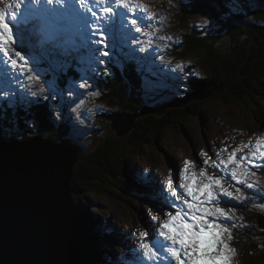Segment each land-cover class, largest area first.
I'll use <instances>...</instances> for the list:
<instances>
[{"label": "snow or ice", "instance_id": "snow-or-ice-1", "mask_svg": "<svg viewBox=\"0 0 264 264\" xmlns=\"http://www.w3.org/2000/svg\"><path fill=\"white\" fill-rule=\"evenodd\" d=\"M224 7L226 12L235 13L245 9L247 3L246 0H224ZM137 12L141 15H135ZM128 14L133 18L128 19ZM153 19V14L138 0H7L0 7V77L11 84L18 83V77L35 72L27 55L29 49L51 57L59 72L52 80L45 81L49 92L43 97L31 93L33 99L29 100L28 90L18 97L14 91L2 89L0 96L6 97V102L17 110L30 108L41 100H55L60 89V74L66 75L74 63L87 65L94 75L110 74L108 66L117 58L116 34L128 28L154 37ZM132 43H139L138 37H132ZM139 50L146 51L142 46ZM38 77V73L27 76L30 81ZM73 79L80 80L81 89L92 86L90 77ZM244 149L248 151L238 156ZM224 151H228L227 146L217 150L213 158L201 150L199 156L205 157L204 166L198 172L194 170L193 161H183L179 183L174 186L173 179L166 181L168 195L164 196V202L174 209V214L168 212L162 223L152 217L159 225L157 231L139 232L135 255L121 264H155L162 253L176 264H233L237 255L231 246L233 231L237 228L236 221L242 218L234 215L235 206L226 209L221 204L231 201L243 204L249 199L241 187L228 183L229 180L247 189L258 188L254 169L264 168V163H257L264 162V137L257 138L255 144L243 143L228 151L226 158L221 155ZM209 167L220 174L210 175ZM180 204L184 207H179ZM254 206L264 209V202Z\"/></svg>", "mask_w": 264, "mask_h": 264}, {"label": "rangeland", "instance_id": "rangeland-1", "mask_svg": "<svg viewBox=\"0 0 264 264\" xmlns=\"http://www.w3.org/2000/svg\"><path fill=\"white\" fill-rule=\"evenodd\" d=\"M148 7L152 5V3H162L165 0H143ZM176 4H180V0H174ZM179 15V14H176ZM157 16H163V11L159 13V10H157ZM181 17V16H180ZM205 20L208 21L206 30L199 34L200 36H204L206 38H211L213 36L212 30L213 29H220L222 26L221 21H214L211 18L210 10H204L197 15L193 16L189 20L183 23H172L175 29H183L188 30L191 28H196L197 25L201 22H204ZM166 24V22H161ZM151 25L153 28H158V26L155 24V20L153 19L151 21ZM144 39L147 41L144 42ZM155 43L152 44V41L148 38H145L143 35H140L139 41L142 42V47H144L147 51V44H152L151 47H153L155 50L159 49L161 47V41L158 36L157 30L155 31ZM150 42V43H149ZM139 47V44L136 45ZM140 46V47H141ZM223 49V48H221ZM157 54V52H156ZM28 55V54H27ZM29 56V55H28ZM30 58V66L32 65V59ZM182 64H184L186 67H188L192 62V56L189 55H180L179 57ZM110 74H108V78L114 79L115 78V72L109 68ZM10 76L11 73H8ZM28 75L36 76L35 72L26 73L23 76H20L26 80H29L27 78ZM90 77V76H88ZM38 80L35 79L34 81H30V86H33V84L36 83ZM90 81L93 80L92 77L89 79ZM77 86V85H76ZM74 86L72 83L69 84L65 83L63 92H62V98H66V101H60L61 106L64 109H69L77 106V99H80V96H88V91L86 89H79L78 87ZM91 88V87H89ZM160 92H158L156 89L152 91H148L150 94L145 93L144 96L148 99L149 95H153L154 98L151 100L153 103H157V107L160 106V104L166 99V97L162 94L163 91L158 89ZM69 91H72L74 94L69 96ZM192 106L197 107L194 103V100L190 98L188 100ZM217 101V100H215ZM218 102V101H217ZM186 102H172V104H178L182 105ZM256 105V110H252L248 108V105L251 104ZM249 109V112L245 109ZM110 111H114L117 109V106L112 105L109 107ZM158 111V109L156 110ZM264 114V91L260 93H250L248 90L242 94V97L237 98L234 100V102L229 103L227 102H219V106L216 104H211L203 108L200 112V114L197 112V116L192 115L190 117L189 123L186 124L184 129L180 132L178 129V126H172V128H165L168 125L164 124L160 128L163 129V132L160 134V140L163 141L162 143H154L152 141L151 137V131L146 129L142 130L138 136H130L127 135L124 140H121L122 142V148L120 151V159L122 161L128 162L130 165L135 166L138 170L137 165L131 162V160L135 162H140L146 167L151 168L156 172V180L159 183H162V177H161V171L165 175L167 179L171 178L173 179L174 184L179 183V172L180 169L183 167V165L180 163V159L177 158L179 156L180 158H183V160H191L194 162V170L199 171L202 165L198 163L194 159V155H198L199 157V147H212V139H215L216 137H224V133L227 130V124L229 125H237L236 120H247L248 118L251 120L250 123L254 124V118L255 116H263ZM75 117L81 124H91L88 127L87 134L89 135V130L93 129L94 125L99 130L100 128L103 129L102 134L98 135V138L103 141V144L108 141L110 138V134H112V131L109 129L108 125L107 128H105V124L107 123L106 120H108V123L110 122L108 117L103 113L102 109H93L91 112L87 114V116H84L83 113L78 112L75 113ZM246 118V119H245ZM186 123V122H185ZM94 124V125H92ZM111 124V123H110ZM263 127V125H262ZM113 129V128H112ZM186 131V135L182 134L183 131ZM229 135V133H228ZM258 133L257 130L253 131V127H250V138L257 137ZM130 137V138H129ZM141 137H146L151 143L139 145V140ZM260 137H264V131ZM259 137V138H260ZM129 138V139H127ZM159 139V138H158ZM163 139V140H162ZM238 139H242L243 143H250L255 144V141H246V137H239ZM83 147L85 149L93 147V143L91 144L89 139H85L82 143ZM166 145V146H165ZM164 146V147H163ZM166 147L169 149L167 150ZM238 146H233L232 149L236 148ZM231 149V150H232ZM169 151V152H167ZM248 149H244V152L241 154L243 155L245 152H247ZM215 152H213L209 156L215 158ZM228 155V153H225ZM161 155V156H160ZM168 157L169 159H167ZM205 157H201V161ZM108 161V160H107ZM145 162V164L143 162ZM260 161H257L259 163ZM105 164V163H104ZM111 165L113 167H116L117 172H114L117 174V176H112V174L104 173V177L100 179L93 180L91 182L88 181H80L83 185V189L80 191V194L86 195L87 193H90L92 196H95L98 201L102 203L103 207H107V210H102L104 214L102 216H105V214H112L113 219L111 220V223L113 227L119 231L125 232V234L128 236L129 241L134 236V231L137 226V221L127 222V220H131L134 218H138L139 220L146 219V212L145 208L141 207L142 210V216H139L137 211L134 210L133 206H130V203L128 201L127 196L121 191L122 185L120 183V178L118 177V172L121 170L119 169L118 165H114V163L111 161ZM142 171V170H140ZM124 177V176H123ZM79 181V180H78ZM126 183H130L129 181H125ZM84 184H90L89 187H87V192H85L86 187H84ZM258 195L254 196L253 199L257 201ZM250 201V198L246 200V203ZM137 204V203H135ZM226 207H232L229 204H224ZM248 210H251L252 207H247ZM239 210H243L242 207H239ZM251 212H239L234 214L237 217H240L242 219H239L236 221V223H243L244 219L246 217V222L248 224H253L251 230H246V232H251L252 234L256 233L260 229H264V218L259 219L256 216L250 217L249 215ZM104 218V217H102ZM118 218V219H117ZM256 220H258V225H255ZM241 228H239L237 224V228L233 231V240L236 243H238V246H231L236 250L237 255L234 258L233 264H245V262L250 261L252 264H258V259L255 258V260L250 256V254L244 249L245 245L243 244V240L241 239ZM245 233V235H247ZM252 240H254L252 238ZM264 241V240H262Z\"/></svg>", "mask_w": 264, "mask_h": 264}, {"label": "water", "instance_id": "water-1", "mask_svg": "<svg viewBox=\"0 0 264 264\" xmlns=\"http://www.w3.org/2000/svg\"><path fill=\"white\" fill-rule=\"evenodd\" d=\"M118 120L124 136L134 118L123 113ZM77 155L41 137L0 140V264H79L70 197Z\"/></svg>", "mask_w": 264, "mask_h": 264}, {"label": "trees", "instance_id": "trees-1", "mask_svg": "<svg viewBox=\"0 0 264 264\" xmlns=\"http://www.w3.org/2000/svg\"><path fill=\"white\" fill-rule=\"evenodd\" d=\"M253 1L261 6L260 11L255 15L258 18L255 17L253 21H249L247 12H245L246 8L244 12L240 10L238 12L239 15H236V19L245 21L247 24L252 23V30L250 32H247V27L244 26L242 28L234 27L230 29L231 31L228 33L229 39H227L221 37L223 33L221 28L213 29V36L211 38L200 36L198 34L199 31L191 33L186 38L188 48L196 50V54L199 56L200 68L205 77V81L197 80V83L199 86H202L208 80L213 82L218 88L214 95L207 100L201 99L195 102L194 104L197 107L192 106L189 101L181 106L175 104L171 108L166 109L160 119L156 116L138 117L132 130L127 135L132 137L138 136L142 130L148 129L151 131L152 141L158 144V138H160V134L165 128L179 125L178 129L181 132L185 127V122L190 120L192 115L195 116L197 112L199 113L208 103L212 101L232 103L237 98L242 97V94L247 90L253 94L264 91V1ZM256 3L254 6H250V8L256 7L258 9ZM219 5L222 8V12H225L224 3L220 4L219 2ZM233 17L235 15H231V18ZM223 34H226V32ZM227 42L229 43L228 45L226 44ZM220 47L223 49L220 50ZM87 69V65H82L80 68L85 74H88ZM106 90L109 94L101 99L103 103L110 105L117 104L119 109L130 113L140 111L144 105L141 102L150 104V100L145 98V96L141 99L135 86H131L128 82L110 81ZM118 114L120 113L113 111H110V113L106 112V116L110 115L108 118L110 122L114 121ZM44 117L45 114L40 115L39 123L43 130L48 131L46 135L50 139L57 140L62 136L73 137L69 122L62 123L58 130L49 129L48 117L50 118V116L48 115L46 120ZM164 124L168 126L161 129L160 127ZM107 125L111 130L112 124L108 123ZM126 136L117 137L116 132L113 130L112 134H110L111 139L104 144L99 138L92 139L93 147L90 146V148L81 152L72 169L71 179L72 189H75V197L77 199L85 196L79 194L83 189L80 181L91 182L103 178L105 172H112L111 169L114 168L111 165V161L114 165H118L119 169L123 170L125 168L126 161L120 159V151L122 148L121 140H124ZM140 140V146L151 143L146 137H141ZM128 165L130 164L128 163ZM130 166L138 170L135 166ZM89 186L90 184H84V187H86L85 192H87V187ZM87 194L89 195V193ZM74 200L79 205L75 198ZM79 213L81 214L80 210L76 211V217ZM256 223H258V220H256ZM79 229L82 230V227L79 226Z\"/></svg>", "mask_w": 264, "mask_h": 264}, {"label": "bare ground", "instance_id": "bare-ground-1", "mask_svg": "<svg viewBox=\"0 0 264 264\" xmlns=\"http://www.w3.org/2000/svg\"><path fill=\"white\" fill-rule=\"evenodd\" d=\"M177 107H179V106H177ZM183 108H184V107H183ZM182 130H183V129H182ZM131 162L134 163V164H136L140 170H142V171H149V172H151V173L155 176V178L157 177L156 172H154V170H152L151 168L146 167L145 165H143V164L140 163V162H135V161H133V160H131Z\"/></svg>", "mask_w": 264, "mask_h": 264}]
</instances>
